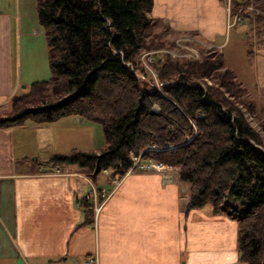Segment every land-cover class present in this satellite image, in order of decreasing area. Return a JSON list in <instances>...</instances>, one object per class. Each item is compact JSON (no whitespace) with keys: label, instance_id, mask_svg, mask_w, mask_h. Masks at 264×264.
Segmentation results:
<instances>
[{"label":"trees","instance_id":"obj_1","mask_svg":"<svg viewBox=\"0 0 264 264\" xmlns=\"http://www.w3.org/2000/svg\"><path fill=\"white\" fill-rule=\"evenodd\" d=\"M249 3L232 0L231 11ZM251 4L264 11L261 1ZM152 10L153 0H36L50 78L12 98L0 128L67 115L100 123L105 148L99 154L73 151L52 160L78 165L95 183L118 180L136 157L175 169L188 189V211L219 213L225 202L239 207L241 260L264 264V150L252 143H259L258 135L221 91L231 94L225 82L230 72L220 73L224 57L197 61L146 46L156 23ZM245 18L264 21L250 13ZM146 51L157 52L146 60L152 80L140 59ZM206 78L221 89L202 87Z\"/></svg>","mask_w":264,"mask_h":264},{"label":"crops","instance_id":"obj_2","mask_svg":"<svg viewBox=\"0 0 264 264\" xmlns=\"http://www.w3.org/2000/svg\"><path fill=\"white\" fill-rule=\"evenodd\" d=\"M35 1L0 0L3 118L11 112L12 98L30 84L24 82L23 88L17 82L14 48L16 35L28 22H36L37 13L31 11ZM161 10L191 20V31L207 40L219 41L225 31L221 0H153V15L161 17ZM244 21L255 32L264 30V21ZM33 32L40 34L35 25ZM253 39L260 50L264 48ZM238 41L239 33L234 37ZM259 77L254 89L264 84V77ZM41 138L48 144L54 141L59 147L56 155L98 151L93 126L81 116L0 128V264H81L88 258L97 264H247L239 256L238 217L224 209L188 211L189 197L177 171L168 167L173 181L154 172L126 176L93 225V205L85 197L96 184L110 191L111 179V184L99 179L95 183L78 165L55 163L53 152L40 148ZM54 167L79 175H55L50 173Z\"/></svg>","mask_w":264,"mask_h":264},{"label":"rangeland","instance_id":"obj_3","mask_svg":"<svg viewBox=\"0 0 264 264\" xmlns=\"http://www.w3.org/2000/svg\"><path fill=\"white\" fill-rule=\"evenodd\" d=\"M257 1H261V3L264 4V0ZM231 3L232 0H221V6L223 9V13L225 14L226 22L225 31L223 32V36L220 37L219 41H212L209 39L207 40L203 35L200 36L195 31H191L195 27L191 24V20H188L186 18L179 19L180 17L174 16L173 13H170L172 14L170 16L167 14L168 10L165 11L166 15L163 10H161L159 12L161 17H155L152 10V14L149 15V18L151 22L156 21V23H154L151 27L152 30L147 32L148 35L146 34V46H150L151 49H154L155 51H157L156 49L158 48L166 49L162 52H167L168 50H170L169 53L174 57L185 59L195 57L197 61L201 60L205 56L222 55L224 57V65L221 68L220 73L222 74L224 72H230V78L225 82L228 83V90L231 94H228L227 89H221V87H218L219 83L216 82L217 80L206 78L204 80H200V84L204 88L212 86L214 89H221V91H223L224 93V96L234 102L235 106L241 111V113H243L247 123L254 129V131L258 135L259 143L257 144L254 141H252V143L259 149L264 150V84L260 82L261 88L254 89L255 79L259 76L264 77V48L261 49L262 52L260 54L261 50L257 46V44L254 43L253 39L254 37H256L258 44L264 46V30L255 32L252 28H249L248 22L244 21L246 20L244 15L242 16L241 21L236 20V22H234L235 19L233 17L235 13L231 11ZM170 10L173 11V9ZM31 11L34 14L37 13L36 1L31 6ZM29 13L30 10L28 11V14ZM35 20V24H29L28 22L23 27L20 35L19 33L18 35H16L14 60L18 78L17 82L20 83L21 86H25L24 82H29V86L31 85V82L33 83L34 80L40 82L46 81L50 78V71L48 74L47 67V40L42 29H40L36 17ZM243 21L245 25L242 23ZM34 25L40 30V34H36L33 32ZM164 26L170 29H165ZM237 29H239V31ZM238 33L240 35V41L235 43L234 37ZM243 33L246 35V37L243 36ZM217 39H219V37ZM155 51H146L140 53V59L143 60L142 64L149 71L148 78H151V80L155 77V72L149 67V65L146 63V60L152 62L155 53H157ZM260 92L262 96H259ZM259 107L261 108L260 112L258 109ZM154 108L156 109V107ZM30 121L31 120H27L26 122L30 123ZM90 123L93 126V138L95 142L94 149L98 150L96 152H101L105 148L102 126L98 122L91 121ZM58 133L59 131L57 132V134ZM48 142L49 141L43 138L42 140L38 141V144L40 145V143H43L40 148L44 149L45 152H53V155L58 154L59 152L57 153V150H59V147L55 145L54 141L50 142L49 144ZM43 157H45V155L41 156V158ZM141 165L142 163L138 162V165H136L135 167H131V169L126 171L125 174L117 180L116 184L112 183L111 190L107 191L110 193H107V196L105 198L101 197V199L98 200V205L95 208L99 209V213L95 215L94 212L92 216L93 225L97 224V222L99 221V218L109 197L113 192L117 190L122 180L129 174H133L135 172H154L159 175L163 174L165 176V179L168 181L172 180L173 178L172 172L167 173L165 170L157 168V165L155 163L150 162L148 164H143L145 166H148L146 168H142ZM53 169H55V175L74 173L76 175H79V173L76 172H66L64 170L65 168L63 167H54ZM56 170H58L59 172H56ZM108 175L109 174L105 176ZM106 183L111 184L109 182ZM180 185L182 187V191L188 195L187 187L182 183ZM221 208L230 213L229 215L234 216L237 215L236 210L239 209L236 204H230L229 202H225L221 206ZM81 264H97V261L95 258H88L82 261Z\"/></svg>","mask_w":264,"mask_h":264},{"label":"built area","instance_id":"obj_4","mask_svg":"<svg viewBox=\"0 0 264 264\" xmlns=\"http://www.w3.org/2000/svg\"><path fill=\"white\" fill-rule=\"evenodd\" d=\"M248 2H250L248 5L246 6H243V7H240L237 12L235 13L234 15V22L237 21H241L242 20V16L245 15V14H252L254 16H260V17H263L264 18V11L260 10V9H257L256 7H254L251 2L253 0H247ZM228 7H229V2H228ZM192 60H197L195 57H192L190 58ZM134 163H133V166L132 167H135L136 165H138V162L139 161V157L138 158H134ZM157 165V168H161L162 170H165V171H168L167 167L166 166H163L161 164H156ZM142 168H146L148 166H145V165H141ZM52 173L54 174L55 173V169H51ZM56 172H59L58 170H56ZM104 174H108V172L106 170L103 171ZM113 184H116L117 183V180L116 179H112L111 180ZM107 196V192L106 190H104L103 188H96L94 186H92V189H91V192L85 197V200L86 202H90L92 205H93V214L95 212V215H97L99 213V209L98 208H95L98 204V200L101 199V197L105 198Z\"/></svg>","mask_w":264,"mask_h":264},{"label":"water","instance_id":"obj_5","mask_svg":"<svg viewBox=\"0 0 264 264\" xmlns=\"http://www.w3.org/2000/svg\"><path fill=\"white\" fill-rule=\"evenodd\" d=\"M25 86H23V88H24ZM239 256L241 257V253L239 254Z\"/></svg>","mask_w":264,"mask_h":264},{"label":"bare ground","instance_id":"obj_6","mask_svg":"<svg viewBox=\"0 0 264 264\" xmlns=\"http://www.w3.org/2000/svg\"><path fill=\"white\" fill-rule=\"evenodd\" d=\"M156 110H158V108L156 107Z\"/></svg>","mask_w":264,"mask_h":264}]
</instances>
